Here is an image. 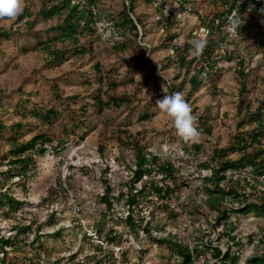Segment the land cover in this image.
I'll return each mask as SVG.
<instances>
[{
  "label": "rangeland",
  "instance_id": "374dc122",
  "mask_svg": "<svg viewBox=\"0 0 264 264\" xmlns=\"http://www.w3.org/2000/svg\"><path fill=\"white\" fill-rule=\"evenodd\" d=\"M42 1L24 0V6L34 13L32 28H27L25 22L17 18L0 20V25L11 32L10 37L1 43L0 120L8 126L5 136L12 132L10 125L21 120L24 123L22 139L45 131L54 137V143L58 138H65L67 142L65 147L38 158L35 175L27 183V194L21 185L13 187L15 195L27 198L29 204L23 206L15 218L5 219L0 215L3 232L7 233L17 221L44 225L36 248L25 244L19 251L10 252L7 264L17 259L18 264H94L96 261L99 264H179L181 257L171 249L170 243L158 240L163 237L188 244L191 249L199 247L201 251L193 264L217 261L211 254L212 247L204 243L226 250L230 242L232 252L240 254L236 264H246L253 255H264V216L255 212H232L231 220L235 223L232 233L240 242L233 243L220 234L225 227L223 223L218 224L217 210L209 206L205 188L204 176L212 170L210 165L204 164L209 163L214 148L227 147L233 142L239 129L238 122L244 117L237 112L239 83L235 62L221 61L219 65L223 70L216 84L206 79L187 98L188 78L192 72L180 69L168 59L173 54L172 43L199 41L206 35L207 30L199 27V15L211 11L209 3L185 0L182 8L180 2H175L178 25L166 32L157 22L160 16L155 8L140 0L136 4V13L141 15L145 25L138 28L136 37L131 31L121 34L112 24V17L117 16L126 0H101L100 20L92 38L95 53L84 59L72 57L56 61L36 39L37 33L44 40L55 35L48 29L50 23L45 22L39 12ZM258 10L246 11V35L243 40L239 37L231 47L246 55V67L252 71L248 80V97L254 108L264 95V47L249 42L260 37L264 21ZM168 33H178L179 36L170 40L167 39ZM122 42L127 44L125 50L116 47ZM97 62L102 64L104 74H110L102 84L103 90L107 91L110 79H116L119 85L112 93L124 98L127 104L122 108H105L102 113L89 105L88 119L84 120L83 126H75L72 114H80V107L92 100L90 89L99 86L93 66ZM89 81L92 84L89 85ZM182 82L184 88L178 92L184 94L193 111L197 108L192 114L200 131V136L187 144L176 135L167 115L155 105V101L165 94L163 89L172 94L170 85L180 87ZM72 95L79 98L74 99ZM108 100L109 96L104 94V101ZM52 107L62 112L53 125L30 114L23 117L19 112ZM146 112L149 118H143ZM202 114L211 117V133L204 130L199 121ZM248 128L246 124L244 129ZM120 129L130 131L145 150L153 151L179 167L176 183L181 189L171 198L168 210H155L153 215L149 214L150 234L139 226L125 223V198H113L111 209L100 201L105 180L114 197L126 190L125 181L134 163V149L122 142L128 136L119 135ZM195 143L201 144L200 150L194 147ZM0 145L2 151L9 149L6 138H0ZM230 155L238 156L236 152ZM6 168V165L1 166V169ZM227 175L239 180L241 185L243 177L253 179L247 171ZM259 179L257 186L262 188L264 177ZM250 190L248 188L247 192ZM50 193L53 200L48 202L45 199ZM153 201L145 204L146 213L153 211V205L159 203ZM237 205L233 197H228L219 207ZM52 210L56 211V217L54 223L48 225L46 221ZM114 232L119 238L109 245L105 237ZM33 237L31 233L28 241Z\"/></svg>",
  "mask_w": 264,
  "mask_h": 264
},
{
  "label": "trees",
  "instance_id": "16d2710c",
  "mask_svg": "<svg viewBox=\"0 0 264 264\" xmlns=\"http://www.w3.org/2000/svg\"><path fill=\"white\" fill-rule=\"evenodd\" d=\"M101 0H43L39 10L45 22H49V31H54L55 35L48 40L42 39L40 33L36 34L38 44L47 51V54L52 60H66L76 57L84 59L88 54L95 53L93 45L94 33L96 26L100 20V5ZM140 0H126L123 3L122 9L118 11L117 16L112 17V24L121 34L126 32H134L137 37L139 34L138 28L145 25L141 15L136 13V4ZM145 5L155 8L159 14L158 24L164 31L170 32L173 27L178 25V17L174 11L175 2H180L182 8L185 5V0H141ZM209 3L212 7L211 11L205 15H199V27L207 30V33L201 40L205 41V47L199 56L191 55L195 41H185L184 43H172V55H169V60L175 62L180 69L191 73L188 78L189 90L187 98L199 88L206 80L210 79L216 84L217 78L223 68L219 65L221 61L235 62V70L239 83V99L237 103V112L241 116L238 122V132L236 133L233 142L227 147L214 148L210 156L209 163L211 173L204 176L206 181L205 188L208 192L209 206L217 210L216 220L224 224V230L220 234L227 237L229 241L239 244L237 236L232 232L235 229V223L231 220L232 212L250 213L255 212L259 216H264V187L258 188L257 184L261 177H264V95L259 99V104L256 108L253 107V102L249 99L248 80L252 74L246 67V55L240 54L234 47L231 48L240 37L241 40L246 35L245 28L248 21L246 11L250 5H254L253 9L257 10L264 7V0H202ZM235 11V12H234ZM239 21V26L236 27L237 36L229 32V16L232 14ZM264 21V14H260ZM33 11L27 7H23V12L17 16L18 21H24L27 28L33 27L34 20ZM260 40L249 41L257 47H264V22L261 24ZM10 30L0 25V51L3 39L10 37ZM169 34V33H168ZM167 34V36H168ZM178 33L169 34L167 39L177 38ZM116 47L125 50L127 44L122 42L116 44ZM95 79L99 82V86L90 89L92 100L80 107V114H76L71 110L72 119L75 126H83L84 120L88 119L89 105L96 107L97 112H104L105 108L115 107L122 108L127 101L114 95L112 92L117 88L119 82L116 79H110L108 82L107 91L103 90L104 80L109 77V73L104 74L102 64L95 63ZM89 85L92 81L88 82ZM184 88V82L180 87L170 85L173 92L181 91ZM109 90V91H108ZM104 94L109 96L108 101H104ZM74 99L76 95H72ZM197 110V108L195 109ZM193 112H196V111ZM23 117L28 114L33 115L43 122L53 125L56 118L60 117L62 112L58 108H33L29 112L19 111ZM149 113H145L143 118H149ZM247 117V119H246ZM211 117L208 114L199 116V121L208 133H211L212 126L209 123ZM82 123V124H81ZM248 124L249 128L244 129ZM24 123L21 120L13 122L10 125L12 132L4 135L7 125L0 120V138H6L9 149L1 150L0 145V215L5 219H12L17 216V213L29 204L27 198H21L15 195L13 187L21 185L22 190L27 194L28 181L35 175L37 170L38 158L45 156L50 151H57L65 147L67 140L58 138L54 143V137L50 136L45 131H40L32 135L29 139H22V129ZM242 128V129H241ZM69 130V129H68ZM119 135H127L123 143L131 145L134 149V163L130 167V174L125 181L126 190L121 191L118 197L112 195L111 186L105 180V189L100 196V201L104 203L107 209H111L114 204V199L125 198L127 206V214L124 217L125 223L130 226H139L142 230L151 233V214L155 210H168L169 202L173 195L181 189L177 182V174L179 167L171 160H163L161 156L153 151L145 150V147L139 140L128 130L120 129ZM194 147L198 150L201 144L195 143ZM238 154L237 157H232L230 154ZM6 165V169H1V166ZM248 172L252 176V180L245 176L242 178L243 185L232 177L229 178L227 173H244ZM225 183L226 186L223 184ZM252 189L247 192V189ZM58 192V191H57ZM56 192V193H57ZM228 197H233L237 201V206L220 208L219 204L227 200ZM157 200L159 203L153 205V211L145 212L146 205ZM50 202L53 200V194L45 199ZM148 214V215H147ZM150 214V215H149ZM56 211L52 210L48 215L46 224L54 223ZM35 224V227L34 225ZM44 223H36L31 221L28 224L19 221L13 223L10 230L4 233L0 228V263L7 264L10 252L19 251L23 245L31 244L36 248V242L41 237V230ZM33 233L32 241H28L30 234ZM119 238V234L106 236L107 244L112 245ZM155 238V237H154ZM170 243L171 249L177 253L181 260L179 264H193L197 255L201 251L199 247L191 249L188 244L182 243L175 239H165ZM42 245V243H39ZM205 246L212 247V255L217 259L213 264H236L240 258L239 253L232 252L231 244L228 242L226 250H222L219 246H211L204 243ZM108 258H114L113 255H107ZM115 261V260H114ZM10 264H18V259ZM93 264V263H92ZM94 264H99L97 261ZM246 264H264V255H253L247 259Z\"/></svg>",
  "mask_w": 264,
  "mask_h": 264
},
{
  "label": "clouds",
  "instance_id": "9594fccd",
  "mask_svg": "<svg viewBox=\"0 0 264 264\" xmlns=\"http://www.w3.org/2000/svg\"><path fill=\"white\" fill-rule=\"evenodd\" d=\"M24 0H0V20H15L23 12ZM255 6L250 5L249 11ZM259 13L264 14V7L260 8ZM240 21L235 17L229 20V32L231 33L239 26ZM205 47V41L199 40L193 43L190 52L193 56H199ZM162 98L155 101L157 109L167 115L171 121V126L175 129L176 135L184 142H194L199 136L200 131L196 126V118L192 114L191 105L185 100L182 92L167 94L166 90Z\"/></svg>",
  "mask_w": 264,
  "mask_h": 264
},
{
  "label": "built area",
  "instance_id": "2783aa9c",
  "mask_svg": "<svg viewBox=\"0 0 264 264\" xmlns=\"http://www.w3.org/2000/svg\"><path fill=\"white\" fill-rule=\"evenodd\" d=\"M235 12V11H234ZM234 12L229 16V20H230V18L231 17H233V14H234ZM229 27H230V25L228 26V29H229ZM231 34H233V35H235V36H237V33H236V28L231 32ZM252 40H256V41H259L260 40V38L259 37H257V38H253Z\"/></svg>",
  "mask_w": 264,
  "mask_h": 264
}]
</instances>
